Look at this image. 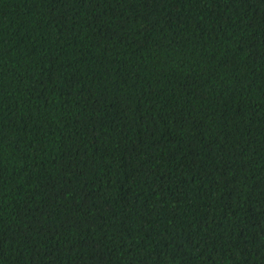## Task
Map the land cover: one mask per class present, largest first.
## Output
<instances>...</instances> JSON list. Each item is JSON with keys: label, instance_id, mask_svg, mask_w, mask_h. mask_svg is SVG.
Segmentation results:
<instances>
[{"label": "trees", "instance_id": "16d2710c", "mask_svg": "<svg viewBox=\"0 0 264 264\" xmlns=\"http://www.w3.org/2000/svg\"><path fill=\"white\" fill-rule=\"evenodd\" d=\"M0 264H264V0H0Z\"/></svg>", "mask_w": 264, "mask_h": 264}]
</instances>
